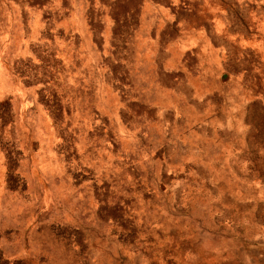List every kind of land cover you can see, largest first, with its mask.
<instances>
[{"label":"rangeland","instance_id":"1","mask_svg":"<svg viewBox=\"0 0 264 264\" xmlns=\"http://www.w3.org/2000/svg\"><path fill=\"white\" fill-rule=\"evenodd\" d=\"M0 264H264V0H0Z\"/></svg>","mask_w":264,"mask_h":264},{"label":"trees","instance_id":"2","mask_svg":"<svg viewBox=\"0 0 264 264\" xmlns=\"http://www.w3.org/2000/svg\"><path fill=\"white\" fill-rule=\"evenodd\" d=\"M14 263H16V261H14Z\"/></svg>","mask_w":264,"mask_h":264}]
</instances>
